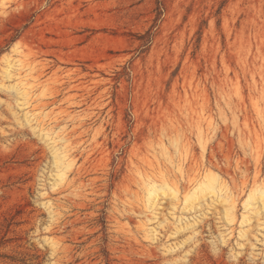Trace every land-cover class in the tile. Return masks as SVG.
<instances>
[{
    "label": "rangeland",
    "instance_id": "rangeland-1",
    "mask_svg": "<svg viewBox=\"0 0 264 264\" xmlns=\"http://www.w3.org/2000/svg\"><path fill=\"white\" fill-rule=\"evenodd\" d=\"M253 181L264 0H0V264H264Z\"/></svg>",
    "mask_w": 264,
    "mask_h": 264
},
{
    "label": "bare ground",
    "instance_id": "bare-ground-1",
    "mask_svg": "<svg viewBox=\"0 0 264 264\" xmlns=\"http://www.w3.org/2000/svg\"><path fill=\"white\" fill-rule=\"evenodd\" d=\"M16 49L12 48L10 52L6 53L3 55V60L5 63V72L9 70V68L12 67V52H15ZM15 62H18V64H22V60L20 58L15 59ZM23 68V64H22ZM28 68V67H27ZM26 94V92H25ZM171 164L172 169H174L177 172L178 179H183L187 180L192 184V190L190 194L186 195V199L189 200L195 196L198 195H206L209 193H213L216 190H221L224 187H221L222 183L219 182L218 177L211 171L209 170H204L200 171L198 168H186V160L179 157L176 161H169ZM153 170L155 172H158L162 177L167 175V170H164V164L159 162L158 160L155 161V165L153 167ZM59 182L64 179V173L61 172L58 175ZM171 185L166 183L165 184L168 186L170 189H175L177 188V180H171ZM216 185H220V187L216 188ZM264 198V185L258 184L256 181H253V187L247 197L248 201L256 200V199H263ZM263 206H264V200H263ZM48 244L50 247L55 250L57 247V244L50 238L48 241Z\"/></svg>",
    "mask_w": 264,
    "mask_h": 264
}]
</instances>
